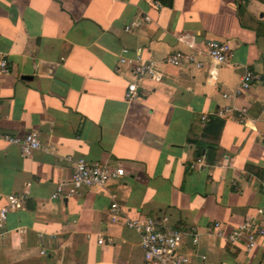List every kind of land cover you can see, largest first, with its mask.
Returning <instances> with one entry per match:
<instances>
[{"label": "crops", "instance_id": "crops-1", "mask_svg": "<svg viewBox=\"0 0 264 264\" xmlns=\"http://www.w3.org/2000/svg\"><path fill=\"white\" fill-rule=\"evenodd\" d=\"M155 3L0 0V207L9 195L21 198L0 228V264H144L124 214L166 215L186 233L188 264H261L259 249L247 253L210 227L218 221L228 230L264 213V0ZM144 14L148 22L124 30ZM209 39L231 47L212 74L208 63L167 66L125 99L131 75L115 70L123 47L160 59ZM246 69L257 77L233 95ZM228 104L246 107V117L220 118L215 138L201 116ZM30 131L41 147L29 155L3 138ZM80 158L120 164L124 174L52 198ZM113 200L124 212L116 221L108 215Z\"/></svg>", "mask_w": 264, "mask_h": 264}, {"label": "built area", "instance_id": "built-area-1", "mask_svg": "<svg viewBox=\"0 0 264 264\" xmlns=\"http://www.w3.org/2000/svg\"><path fill=\"white\" fill-rule=\"evenodd\" d=\"M155 4L161 6L157 1ZM149 20L150 17L144 14L133 19L125 26L124 30L130 31ZM230 56V45L226 41L217 39L207 40L203 47L192 46L191 50H175L160 59L144 55L142 47H136L133 53L127 47H123L118 55L115 70L119 73L128 72L131 75V80L126 85L124 97L127 100H132L137 97L138 81L143 79L160 80L164 74V68L167 66L201 69L208 63L212 74L217 66L227 63ZM0 70L6 71V61L4 59L0 61ZM256 77L251 70L246 69L238 85L234 88L233 95L241 94L247 90ZM223 96L227 97L228 95L223 93ZM234 112H236L239 121H244L247 108H237L228 104L220 106L212 115L224 119ZM209 117V115H202L201 120L207 122ZM3 138L8 143L18 145L23 155H29L32 151L41 147L40 140L34 131H30L23 136L4 134ZM123 174L124 169L120 164H108L80 158L75 161L69 178L61 180L55 185L51 197L58 198L77 194L83 188L104 185L111 180L119 179ZM20 202V197L8 196L7 202L0 207V228L4 227L7 213L11 209L19 207ZM121 214H124L123 210L113 200L108 211L110 220H118L121 218ZM123 219L124 225L137 234L144 264L189 263V256L182 250V242L186 233L172 225L166 215L139 214L136 217H128L124 214ZM210 230L216 237L223 238L226 242L243 249L247 253L259 249L260 262L264 264V245L261 243L262 238H264V213L261 210H258L256 216H247L228 230L218 221L212 224ZM20 231L23 232V229H20ZM188 234L191 237V244L197 245L199 234L194 229H191ZM104 241L101 237L97 239L99 244H103ZM107 242L112 243V238L108 237ZM44 252L43 249L40 250V253ZM201 258H205V256L202 255Z\"/></svg>", "mask_w": 264, "mask_h": 264}, {"label": "trees", "instance_id": "trees-1", "mask_svg": "<svg viewBox=\"0 0 264 264\" xmlns=\"http://www.w3.org/2000/svg\"><path fill=\"white\" fill-rule=\"evenodd\" d=\"M155 1L159 2L161 5L166 7H171L173 4V0H155ZM208 126L209 127L211 126V128L214 131L215 138H218L223 126V120L215 116H210L208 120ZM207 148H209V150L204 153V156L206 157V160L210 162L212 161L211 154L214 152L215 146L209 145ZM197 155H201V150L200 151L198 150Z\"/></svg>", "mask_w": 264, "mask_h": 264}]
</instances>
